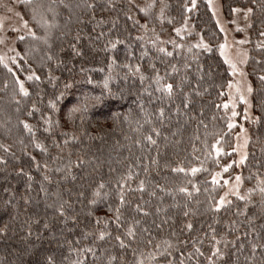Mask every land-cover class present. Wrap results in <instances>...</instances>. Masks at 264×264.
Returning a JSON list of instances; mask_svg holds the SVG:
<instances>
[{
    "label": "trees",
    "instance_id": "1",
    "mask_svg": "<svg viewBox=\"0 0 264 264\" xmlns=\"http://www.w3.org/2000/svg\"><path fill=\"white\" fill-rule=\"evenodd\" d=\"M140 2L21 4L41 39L29 36L17 43L16 70L0 65V145L8 149L0 147V264H47L49 256L55 264L77 259L110 264V257L116 258L111 264L139 259L144 264H180L181 259L210 264V256L213 264H264V248L258 247L254 256L251 252L252 244L264 245V193L259 191L264 187V0H221L228 19L233 9L243 15L253 9L243 31L254 120L241 167L248 200L230 198L219 211L215 202L222 182L214 184L213 176L233 158V132L223 108L230 74L218 51L222 34L206 0H196L195 8L192 0ZM149 4L147 12L140 11ZM117 40L123 43L110 47ZM201 41L207 49L195 47ZM13 73L20 80L33 73L39 77L24 79L27 96L20 94ZM157 73L161 83L173 84L171 96L156 90ZM148 135L156 144L145 139ZM177 167L185 171L173 172ZM129 171L132 177L125 180ZM120 183L125 185L122 206ZM181 187L191 195L180 192ZM96 191L99 196L93 195ZM137 205L144 211H137ZM117 206L119 229L113 222ZM129 225L135 238L125 235ZM100 231L110 235L100 240ZM117 235L127 247H120ZM166 241L171 255L165 252ZM89 247L94 257L77 251ZM214 247L224 253L222 258L212 256Z\"/></svg>",
    "mask_w": 264,
    "mask_h": 264
},
{
    "label": "rangeland",
    "instance_id": "2",
    "mask_svg": "<svg viewBox=\"0 0 264 264\" xmlns=\"http://www.w3.org/2000/svg\"><path fill=\"white\" fill-rule=\"evenodd\" d=\"M29 1L31 0H0V57L4 58V63H0V65L5 67V64H7L5 68L8 70L10 68L14 71L18 66L20 53L17 43L22 40L20 37H29V30L33 31L32 25L26 20L21 10V4ZM131 1L135 5H141L140 1L147 2L149 0ZM206 2L222 34L221 45H224V47L221 48L220 45L218 51L230 74L223 108L229 117V124L233 125L229 128L233 132V158L230 162L225 163L219 169L220 171L213 176L217 183L222 182L223 189L219 199L225 193H228L225 197L227 202L230 198L237 197L234 192H238L239 195L246 194L243 187L241 167L246 160L250 125L254 120L251 103L252 83L247 68L249 60L247 36L246 32L243 31L248 19L239 11L234 12L232 17L228 19L224 15L221 0H206ZM42 15L43 13H41ZM24 21L28 22L27 28L24 26ZM55 25L56 22L52 28ZM232 65L235 66V71H233ZM27 77L24 79H27ZM24 79L21 80L23 83ZM241 96H243V100H241ZM225 104L228 105L227 108L224 107ZM233 111L237 113L235 116L232 115ZM226 165H231L227 168V171L224 170ZM229 168L232 171L231 173L228 172ZM237 175L241 177L238 187L235 186ZM225 181H228V183L225 184Z\"/></svg>",
    "mask_w": 264,
    "mask_h": 264
},
{
    "label": "snow or ice",
    "instance_id": "3",
    "mask_svg": "<svg viewBox=\"0 0 264 264\" xmlns=\"http://www.w3.org/2000/svg\"><path fill=\"white\" fill-rule=\"evenodd\" d=\"M252 2L255 4V3H256V0H252ZM87 6H88L89 8H92V7H93L92 4H89V5H87ZM152 6H153V4H149L148 6H146V7H144V8H141L140 11H142V12H147L148 9H149L150 7H152ZM195 6H196V0H192V8H195ZM261 7L264 8V3H262ZM189 10H190V9H189ZM233 11H234V12H237V11H240V10H239V9H233ZM163 12H164V9H163V7H162L161 10H160V17H161V19L163 18ZM252 12H253V9H252V8H248V9L245 11V13H244L245 18L247 19L248 15L251 14ZM129 18H130V17H129ZM41 21H42L43 25H47V24H48L47 20H45L43 17H41ZM27 25H28V22H27V21H24V26H25L26 28H27ZM221 30L223 31V29H221ZM175 31H176L177 34H179L180 31H181V29L177 28V29H175ZM28 35L32 36L34 39H41V37H37V36H36V33H35L34 31H31V30H29ZM260 35H261V36H264V32H261ZM20 39H24V37L22 36V37H20ZM169 42H170V43H173V45H174L175 47H179V45H176V44H175V41H169ZM116 43H123V41H119V40H117L116 42H110V47L115 48V47H116ZM152 43L155 45L156 42L153 41ZM195 47H197V48H199V47H204L205 49L208 48V46H207L206 44H203L202 41H201V43H198L197 45H195ZM220 47L223 48L224 45H221ZM158 51L161 52V53H164L166 56H172V54H173L172 52L167 51V50H166L165 48H163V47H159V48H158ZM143 55H147V53L145 52ZM49 58H51V57H49ZM0 63H4V58H3V57H0ZM5 67H7V64H5ZM126 67H131V66L126 65ZM153 67H154V66H153ZM232 68H233V71H235V66H234V65H232ZM135 70H136L137 72L140 71L138 65L136 66V69H135ZM173 71H176L175 66H173ZM9 72H12V69L9 68ZM13 75H14V77H15V83L19 86V92H20V94H22L23 96H27L29 93H28V90L25 88L23 81H21V80L19 79V77H16L14 73H13ZM33 78H35V79H37V80L39 79V77H38V76H35L34 73H33L32 75L28 76V79H29V80H31V79H33ZM109 79H110V78H106L105 81H104V87H105V89L108 88V80H109ZM140 79H141V81H143V80H144V76L141 75ZM261 79L264 80V77H261ZM162 80H163V77H161V76L157 73V75H156L155 78H154V82H155L156 85H157L156 90H157V91H161V92L165 93V94L168 95V96H171L172 93H173V84H172V83H161ZM89 82H91V81H89ZM69 86H70V85H67V84L65 85L66 88L69 87ZM110 91H111V90H109V92H110ZM249 91H251V89H249ZM241 100H243V96H241ZM17 103H19V101H17ZM53 106H54V105H53ZM187 106H188V105L185 104V107H187ZM224 107L227 108L228 105L225 104ZM233 107H235V106L233 105ZM29 114L31 115V113H29ZM160 114L163 115V109H160ZM236 114H237V113H236L235 111L232 112V115H233V116H235ZM231 127H233V125H232V124H229V128H231ZM24 128H25L29 133L32 132V128H31V126H30L29 124L24 123ZM153 131H156V130L154 129ZM242 131H243V129H242ZM156 134L159 135V132L156 131ZM145 139H146L150 144H153V145L156 144V140H154V139L152 138L151 135L146 136ZM138 143H139V142H138ZM217 143H219V141H217ZM36 146H37L38 148H42V146H41L40 144H37ZM0 147H3L5 151H8V149H7L4 145H0ZM212 147H213V148H216V145L214 144V145H212ZM216 151H217V154H219L220 149H219V148H216ZM0 162H3V161L0 160ZM79 163H83V161H79L78 164H77V166H79ZM153 163H155V161H153ZM230 166H231V165H226L225 168H224V170L227 171V168L230 167ZM57 171H59V169H57ZM145 171H147V168L145 169ZM172 171H173V172H184L185 169L182 168V167H177V168H173ZM197 171H198L197 168H192V169H191V172H192V173H195V172H197ZM217 175H219V173H217ZM131 177H132V173H131V171H129V173L127 174V176H126L124 179H125V180H129V179H131ZM44 178H45V180L48 179L47 176H45ZM235 181H236V185H235V186L238 187L239 184H240V182H241V177H240L239 175H237V176L235 177ZM213 183H214V184L216 183L215 178L213 179ZM224 183L227 184L228 181H225ZM261 184H264V181H261ZM118 186H119V188L121 189V191H120V193H119V202H120V205L122 206L123 204L126 203V201H125V197H124V194H123V188L125 187V185H124L123 183H120ZM99 187H100V188H103L104 185H103V184H100ZM143 188H144V181L141 180V181H140V185H139V190L142 191ZM41 191H44V189L42 188ZM161 191H164V189L162 188ZM179 191L182 192V193H186V194L189 195V196L191 195V193L189 192V190H188L186 187H181V188L179 189ZM197 191H198V190H197ZM252 191H254V190H253V189H250V190H249V192H252ZM259 191H260L261 193H264V187H260V188H259ZM234 194L237 195L238 198H239L240 200H248V196H246V195H245V196H241V195H239L238 192H234ZM93 195H94V196H99V195H100V192H99V191H96V192H94ZM227 195H228V193H225L224 196H221V197H220V199H219L218 202H215V210H216V211H219L220 207H221L223 204L226 203L225 197H226ZM94 202H95L94 200H93V201H90V203H94ZM137 211L143 212L144 210H143L139 205H137ZM158 211H159V210H158ZM60 212H61L62 215L64 214L63 205H61V207H60ZM147 214H148V213L144 212V215H147ZM184 215L187 216L188 213L185 212ZM113 222L116 224V227H117L118 229H119L120 227L123 226V225H122V222H121L120 206H117L116 209H115V216H114V221H113ZM96 223L99 224V223H100V220L97 219ZM135 223L138 224L139 221H136ZM187 229H188V230H191V229H192V224H191V223H188V224H187ZM2 232H4V229H0V233H2ZM108 235H110V233H108V232H106V231H100V232H99L98 239L103 240V239H104L106 236H108ZM125 235L128 236V237L135 238V231H134L133 226L129 225V226L127 227ZM115 239H116L117 241H119V243H120V247H121V248H125V247L128 246V245L125 244L124 239H122V237H121L120 235H117V236L115 237ZM212 240L215 241V244H216V245H218V244L221 243V241L218 240V239L216 238L215 235L212 236ZM149 243H151V241H149ZM165 244L167 245V247L165 248V252H166L168 255H171V253L168 252V248H170L171 245H169L167 241L165 242ZM156 247L159 248V245H157ZM241 247H243V246H241ZM258 247H259V248H264V245H259V246H258L257 244H252V246H251V252H252L253 256L257 253ZM77 251H79V253H80L81 255H83V254H85V253H91V254L93 255V257L95 256L94 250H93L92 248H90V247L87 248V249L77 250ZM195 252H196V253H199V254L202 255V253H200V249H199V248H195ZM160 254L163 255L164 253H160ZM212 256H215V257H217V258L219 259V258H222V257L224 256V253H223L218 247H214V249H213V253H212ZM115 259H116L115 257H110V264H111V261H112V260H115ZM149 259L154 260L155 257H154V256H150ZM208 259H209L210 264H213L212 257L210 256V257H208ZM249 259H251V257H249ZM261 259H262V262H264V253H261ZM47 264H55V261L53 260V258H52L51 256L47 257ZM74 264H82V261L79 260V259H77V260L74 262ZM136 264H144V261H143L142 259H139V260H137ZM167 264H172V261H168ZM180 264H184L183 259H181Z\"/></svg>",
    "mask_w": 264,
    "mask_h": 264
}]
</instances>
